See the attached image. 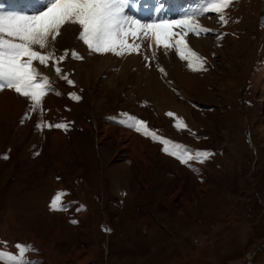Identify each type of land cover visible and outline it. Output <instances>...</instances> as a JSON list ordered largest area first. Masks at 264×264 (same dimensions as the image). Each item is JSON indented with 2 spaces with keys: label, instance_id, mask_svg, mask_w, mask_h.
Here are the masks:
<instances>
[{
  "label": "rangeland",
  "instance_id": "obj_1",
  "mask_svg": "<svg viewBox=\"0 0 264 264\" xmlns=\"http://www.w3.org/2000/svg\"><path fill=\"white\" fill-rule=\"evenodd\" d=\"M13 1L0 0V7L23 3ZM170 2L130 0L126 8L134 18L140 8H163L165 19L178 20L211 0H175L177 13L168 18ZM263 9L264 0H232L223 13L227 24L215 12L197 17L211 30L190 34L201 40L191 46L205 61L198 72L174 50L172 62H161L162 49L153 61L146 47L139 56L109 53L114 66H100L105 55L89 52L78 26L67 40L62 33L52 48L57 55L68 50L59 67L73 85L34 62L54 89L43 112L31 111L14 91H0V241L7 242L0 246L15 252L16 243L31 244L36 264H264ZM73 50L82 59H73ZM140 57L175 112L156 105L158 93L135 69ZM125 112L161 137L213 155L182 165L164 145L122 125ZM175 117L187 128H175ZM43 121L67 123L68 130L37 128ZM132 134L144 149L131 144ZM57 190L68 193L66 212L49 209ZM39 241L49 245L46 255Z\"/></svg>",
  "mask_w": 264,
  "mask_h": 264
},
{
  "label": "snow or ice",
  "instance_id": "obj_2",
  "mask_svg": "<svg viewBox=\"0 0 264 264\" xmlns=\"http://www.w3.org/2000/svg\"><path fill=\"white\" fill-rule=\"evenodd\" d=\"M130 0H47L43 9L36 14H16L0 11V91L11 90L30 102L31 111L41 109L43 100L50 91H54L47 76L42 75L34 62L54 69L55 73L69 85L74 81L69 79L59 67L68 56V50L63 55H57L52 45L62 34L66 26H78L77 39L82 41L91 53L105 55L111 53L116 57L141 55L142 51H151V60L157 59V50L163 49L164 54L175 52L180 61L187 63L192 72L204 71V58L199 56L190 46V34L199 37L211 30L202 27L197 17L207 12L219 14V22L227 24L223 14L232 0H211L210 5L195 9L185 14L182 19H154L152 22H142L126 14L125 9ZM159 11V8L157 9ZM180 28L182 31H174ZM73 59H82L76 52H71ZM145 60H149L144 55ZM164 73L162 67L159 68ZM59 95V93H56ZM70 99L79 100L75 93H69ZM169 117L175 114L166 113ZM120 123L125 127L150 137L164 145L162 151L177 159L182 165L192 167L190 162L204 163L213 154L206 150L192 149L187 145L168 140L148 127L146 121L127 112L122 114ZM28 115L24 119H28ZM174 127L178 130L187 128L182 118L175 117ZM23 123V120L21 121ZM36 127L68 130L67 123H37ZM39 155V153H36ZM8 159L7 155L2 157ZM196 170V169H193ZM68 193L57 190L51 197L49 209L53 212H66L71 202H65ZM81 205L77 211H82ZM76 223L75 220L71 221ZM105 231H110L104 228ZM0 241V245H6ZM15 252L0 246V264H36L29 253L36 251L28 243H16Z\"/></svg>",
  "mask_w": 264,
  "mask_h": 264
},
{
  "label": "bare ground",
  "instance_id": "obj_3",
  "mask_svg": "<svg viewBox=\"0 0 264 264\" xmlns=\"http://www.w3.org/2000/svg\"><path fill=\"white\" fill-rule=\"evenodd\" d=\"M11 1L14 2L13 0H11ZM46 2H47V0H31V1H29V0H23V3L22 2H19V4L18 3H12L9 6L7 5V8L6 9L4 7L1 8L2 7L1 6L0 7V11L5 12V13H16V14H28V15H31V14H36L40 10H42L43 7H44V5L46 4ZM169 4L172 5V8H168L170 11L169 12L167 11L165 13L168 18H169V16H171V15L173 16V15H175L177 13V12L176 13L173 12L177 8V6L175 5V0H171V2ZM20 5H21V7H20ZM22 7H23V9H21ZM164 11L165 10L163 8H159V11L158 12H155L153 14L152 12L151 13H148V12H146L145 9L140 8V10L136 13L137 14L136 19H139L142 22H152L154 19H156V20L157 19H163V16L162 15H164ZM125 12L129 16H132L129 13L130 10H127V8L125 9ZM182 18L183 17L180 16L178 19H182ZM164 19H165V15H164ZM74 29H75V26H71V25L66 26L65 28H63L62 29V33H63V39H62V41L63 40H67V37L73 32ZM177 30H178V28L174 29V31H177ZM56 41H59V40L57 39ZM188 41L190 43V46H194V47H196L201 42L200 39L193 40V38L191 37V35H189ZM56 43L57 42H55L54 45H52V46H55ZM145 54H146V52H145ZM109 55L110 54H108V55L105 54V56H101V58H103V59L101 61V65L100 66L109 65V64H110L109 67L114 66L113 65V62L115 60H114L113 57H111V55L110 56ZM163 57L164 58L161 60L162 63L163 62H166L167 63V62H172L173 61L172 56L170 54H168V55H165L164 54ZM105 59H106V61H104ZM140 60H141V57H140V59L137 60V62H136V60L133 61L134 63H136V68L135 69H140V74L141 75L139 77L145 79L146 83L148 82V85L151 86V88L153 87V91L152 92L154 94L155 93H158V96L159 97H158V99L156 101L157 102L156 105H158L159 102H163V105H164L165 110H171V111L175 112V108L172 107L173 106L172 105V100H170V98L168 99L169 96L166 94V92L165 93L163 92V85L159 82V80H158V78H157L156 75L153 76L152 68L140 67ZM124 62H125V65L126 66L129 65L130 63H132V61L129 60V59L128 60L125 59ZM119 70L121 71V69H119ZM122 72L124 73V75L127 74V73H125V70H123V69H122ZM119 76H122L123 77L122 74H119ZM127 78L128 77L126 76L125 79H127ZM110 82H112V80H110ZM162 97L163 98L166 97V98H164V101L161 100Z\"/></svg>",
  "mask_w": 264,
  "mask_h": 264
},
{
  "label": "crops",
  "instance_id": "obj_4",
  "mask_svg": "<svg viewBox=\"0 0 264 264\" xmlns=\"http://www.w3.org/2000/svg\"><path fill=\"white\" fill-rule=\"evenodd\" d=\"M133 135V134H132ZM132 137H135L136 138V141L135 142H137V145H134L133 143H132V139H131V144L133 145V146H135L136 147V149L137 148H139V149H144L145 148V143H143V142H141V141H138V138H137V136H135V135H133ZM134 142V141H133ZM135 152V151H134ZM137 152V151H136ZM138 152H139V150H138ZM90 212L89 211H86V212H84L83 213V217H85L86 215H88ZM42 241V240H41ZM44 243V242H43ZM42 242H37V245H36V247H40L41 249H42V251H43V253H44V255H46L47 253H49V245H46L45 243L43 244ZM39 251V250H38ZM29 257L33 260V257H32V255L31 254H29ZM87 259V258H86ZM85 261V260H84ZM35 262H36V260H35Z\"/></svg>",
  "mask_w": 264,
  "mask_h": 264
},
{
  "label": "water",
  "instance_id": "obj_5",
  "mask_svg": "<svg viewBox=\"0 0 264 264\" xmlns=\"http://www.w3.org/2000/svg\"><path fill=\"white\" fill-rule=\"evenodd\" d=\"M260 21L263 24L264 23V17H261Z\"/></svg>",
  "mask_w": 264,
  "mask_h": 264
}]
</instances>
